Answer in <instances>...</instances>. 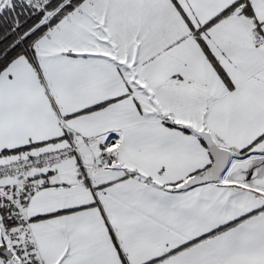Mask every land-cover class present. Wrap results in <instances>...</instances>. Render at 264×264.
Listing matches in <instances>:
<instances>
[{"label": "snow or ice", "instance_id": "6c2138e0", "mask_svg": "<svg viewBox=\"0 0 264 264\" xmlns=\"http://www.w3.org/2000/svg\"><path fill=\"white\" fill-rule=\"evenodd\" d=\"M0 264H264V0H0Z\"/></svg>", "mask_w": 264, "mask_h": 264}]
</instances>
